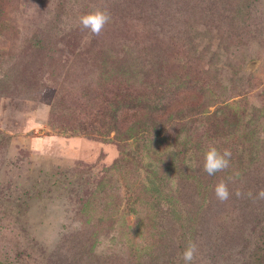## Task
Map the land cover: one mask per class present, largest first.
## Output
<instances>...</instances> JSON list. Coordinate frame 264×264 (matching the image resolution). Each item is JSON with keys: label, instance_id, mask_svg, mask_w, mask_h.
<instances>
[{"label": "rangeland", "instance_id": "rangeland-1", "mask_svg": "<svg viewBox=\"0 0 264 264\" xmlns=\"http://www.w3.org/2000/svg\"><path fill=\"white\" fill-rule=\"evenodd\" d=\"M86 1L92 2L80 6L68 0L54 39H43L39 46L31 44L44 36L62 0L4 2L0 264H91L87 256L76 258L74 241L61 242L81 228L95 229L99 217L105 221L96 231L93 253L125 257L128 247L140 242L133 217L125 215L128 205L134 202L132 209L149 217L159 209L155 200L142 199L146 193L133 195L140 185L153 187L150 171L164 164L170 187L180 162L203 171L209 146L229 149L231 157L236 149L237 158L244 150L241 161L247 165L264 160V0L249 6L241 1L240 16L222 22L163 10L159 24L147 26L131 13L110 14L98 36L82 29L79 17L108 8L101 1ZM225 9L223 3L221 13L228 16ZM172 15L176 18L170 22ZM134 91L145 93L146 100L164 95L162 106L180 92L194 99L171 114L174 120L164 114L165 123L158 127L161 142L148 144L155 151L144 154L143 166L121 162L140 129L115 133L100 126V112L109 110L108 103ZM138 106L143 123L159 113L143 99ZM103 209L125 212L112 219ZM195 243V264H241V256L214 261L209 255L217 254L207 255L201 238Z\"/></svg>", "mask_w": 264, "mask_h": 264}, {"label": "trees", "instance_id": "trees-1", "mask_svg": "<svg viewBox=\"0 0 264 264\" xmlns=\"http://www.w3.org/2000/svg\"><path fill=\"white\" fill-rule=\"evenodd\" d=\"M7 1V0H6ZM78 1L80 6L86 0ZM102 2L108 12L116 17L120 14L131 13L143 21L145 25L159 24L157 19L159 11H174L179 15L189 16L195 19L216 18L218 22L228 18H238L242 13L241 1H245L247 6L252 4V0H228L231 3L221 2L222 0H96ZM225 1V0H224ZM5 0H0V28L3 29L2 9ZM68 0H62L58 5L57 11L48 25L42 30L44 36L38 38L39 42H33L31 46H39L42 40L50 42L54 39L57 27L60 26L64 8ZM229 7L228 16L221 13L222 4ZM244 5V6H245ZM85 7L89 3L84 4ZM243 6V7H244ZM91 6H89L90 8ZM86 10V8H84ZM117 12V13H116ZM188 17V18H189ZM176 15H172L170 22L174 21ZM257 37V35H256ZM43 40V41H44ZM127 92L125 96L112 99L109 103V110L100 112L101 127H106L109 131L125 132L133 131L134 128L140 129L136 138L135 146L130 152H123L121 162L130 163L131 161L143 166L145 153L154 152L155 147H149L151 142L157 141L163 132L159 130V124L165 123L164 114L171 115L173 112L183 110L186 101L194 100L188 96L187 92H180L181 96L174 98L167 106H162L159 98L147 99L145 93ZM159 95V94H158ZM143 99L147 105L154 106L158 111L146 117L143 108L138 106L139 100ZM127 102L125 105L124 102ZM155 111V112H156ZM175 116V117H174ZM173 117V118H172ZM176 115H171L168 121L174 120ZM99 120L95 118L94 121ZM108 120V121H107ZM106 121V122H105ZM176 122V121H175ZM159 131V132H158ZM162 132V133H161ZM174 132H169L168 139ZM165 135H167L165 133ZM161 145V144H160ZM163 145L160 146V149ZM159 151V148H157ZM179 154H182L180 149ZM230 158V165L227 169L217 172L212 176L196 169L187 168L182 162L178 163L175 171L176 178L172 185H167V168L162 164L157 171H150L154 182L153 187L140 185V189L134 191V196L144 195L141 198L145 202L156 201L159 208L155 216H143L139 209H132L134 202L128 205L131 209H126L125 215L133 217L134 234L140 238V242L128 247L125 257L116 254L98 256L93 253L98 242L97 230L103 225V217H99L95 229L81 228L77 232L65 235L62 243L68 240L74 241L73 250L76 258L83 260L86 256L91 259V264H184L181 259L182 253L189 241L197 242L201 238L206 254L213 251L216 255H209L211 259L219 262L222 258L228 262L232 258L241 256V264H264V199H257V193L264 188V160H254L253 163L246 164L241 160L246 157L244 150L238 158ZM264 153V149L262 152ZM127 159V161H125ZM121 167V166H120ZM224 179L228 183L230 198L221 202L214 195L216 184ZM241 193L240 196L236 192ZM153 195H152V193ZM159 205H162L161 207ZM102 211L111 212L112 219L124 214V209H103ZM101 218V219H100ZM117 220L112 221V225ZM124 228L126 226L125 221ZM113 227V226H112ZM130 226H127L129 229ZM210 227L209 230L206 228ZM133 228V229H134ZM206 229V230H205ZM203 233H206L203 235ZM60 248V247H59ZM57 248V249H59ZM62 249V248H60ZM219 254V255H218ZM228 254V255H227Z\"/></svg>", "mask_w": 264, "mask_h": 264}, {"label": "clouds", "instance_id": "clouds-1", "mask_svg": "<svg viewBox=\"0 0 264 264\" xmlns=\"http://www.w3.org/2000/svg\"><path fill=\"white\" fill-rule=\"evenodd\" d=\"M111 20L110 13L107 9L96 8L84 15L79 17V24L82 29H88L94 36H98L105 25ZM231 151L224 149L223 151L218 150L215 146H209L204 155L203 171L212 176L217 172L224 171L230 165ZM215 197L221 201H227L230 198L231 193L229 192L228 183L226 180L221 179L214 188ZM237 196H240L239 191L236 192ZM257 199H264V188L260 189L257 193ZM198 246L195 242L189 241L186 245L181 259L184 264H195L197 258Z\"/></svg>", "mask_w": 264, "mask_h": 264}]
</instances>
